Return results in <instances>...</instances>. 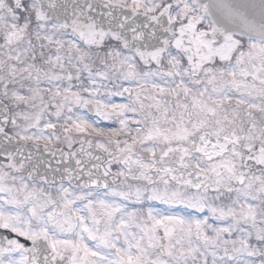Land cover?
I'll use <instances>...</instances> for the list:
<instances>
[{"label": "snow or ice", "instance_id": "6c2138e0", "mask_svg": "<svg viewBox=\"0 0 264 264\" xmlns=\"http://www.w3.org/2000/svg\"><path fill=\"white\" fill-rule=\"evenodd\" d=\"M0 264H264V0H0Z\"/></svg>", "mask_w": 264, "mask_h": 264}]
</instances>
